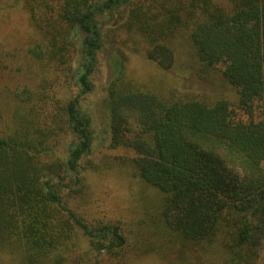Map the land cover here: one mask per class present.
<instances>
[{
  "label": "trees",
  "instance_id": "obj_1",
  "mask_svg": "<svg viewBox=\"0 0 264 264\" xmlns=\"http://www.w3.org/2000/svg\"><path fill=\"white\" fill-rule=\"evenodd\" d=\"M20 7L35 33L26 62L75 78L81 93L50 109L46 88L36 101L27 90L14 126L0 135V264H258L264 0H0V13ZM122 7V29L141 39L149 61L172 70L175 40L184 32L192 70L211 84L221 77L237 101L175 97L116 79L107 90L110 146L135 152L134 176L148 192L132 222L90 228L60 189L81 183V162L91 152L79 98L92 90L102 43L98 16ZM80 48L84 58L75 69ZM67 129L78 142L56 161L53 142Z\"/></svg>",
  "mask_w": 264,
  "mask_h": 264
},
{
  "label": "rangeland",
  "instance_id": "obj_2",
  "mask_svg": "<svg viewBox=\"0 0 264 264\" xmlns=\"http://www.w3.org/2000/svg\"><path fill=\"white\" fill-rule=\"evenodd\" d=\"M126 14L127 8L122 7L98 16L102 43L97 53L94 72L89 77L92 90L79 98V110L91 124V152L81 162V183L74 186L69 185L70 181L63 182L60 189L68 207L82 217L90 228L132 222L139 215V206L147 191L134 176L132 160L136 157L135 152L126 147L110 146L107 90L116 79L121 76L131 80L141 90L151 89L158 93L173 94L175 97L207 96L211 100L225 98L232 102L237 101L235 91L224 86L221 77L216 78L218 85L211 84L199 78L192 70V47L184 32H179L175 40L176 63L172 70H162L156 63L149 61L141 39L130 36L122 29ZM34 38L35 33L23 8L6 9L0 13L2 136L9 133L14 126L17 110H21L24 99L29 95L25 93L27 90L35 93L32 101H36L35 98L40 95L41 90L46 88L50 97V109L57 103L66 104L81 93L75 78H66L63 74L42 69L33 62H26L27 50ZM137 49L141 53L136 52ZM81 51L80 48L74 61L75 69L83 61ZM120 69L122 75L119 74ZM45 79L49 82L45 83ZM256 117L258 120L264 119V105L257 109ZM77 142L72 132L67 129L53 142L54 153L51 157L56 161H64L70 148ZM138 264L163 263L155 259H145ZM213 264H221V259L215 260ZM258 264H264V252Z\"/></svg>",
  "mask_w": 264,
  "mask_h": 264
}]
</instances>
